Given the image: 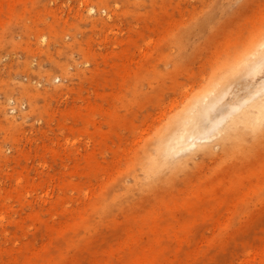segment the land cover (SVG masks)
Segmentation results:
<instances>
[{
	"label": "rangeland",
	"instance_id": "374dc122",
	"mask_svg": "<svg viewBox=\"0 0 264 264\" xmlns=\"http://www.w3.org/2000/svg\"><path fill=\"white\" fill-rule=\"evenodd\" d=\"M262 43L264 0H0V264H264V119L169 148Z\"/></svg>",
	"mask_w": 264,
	"mask_h": 264
},
{
	"label": "bare ground",
	"instance_id": "6f19581e",
	"mask_svg": "<svg viewBox=\"0 0 264 264\" xmlns=\"http://www.w3.org/2000/svg\"><path fill=\"white\" fill-rule=\"evenodd\" d=\"M249 72L253 76L262 74L258 89L249 98L240 99L239 102L232 101L227 105L223 103L226 92L220 88L215 89L217 95L212 99L207 100L208 96H204L201 100L202 108L194 121L188 128L183 126L178 129L177 135L169 142L173 155L187 149L207 148L210 146L211 138L222 132H224V138L238 135V128L242 124L253 129L260 126L264 119V48L262 51H253L251 57L242 64L234 65L231 75H245ZM221 106L226 107L221 108ZM167 163L166 159L160 158L154 169L164 167Z\"/></svg>",
	"mask_w": 264,
	"mask_h": 264
},
{
	"label": "snow or ice",
	"instance_id": "6c2138e0",
	"mask_svg": "<svg viewBox=\"0 0 264 264\" xmlns=\"http://www.w3.org/2000/svg\"><path fill=\"white\" fill-rule=\"evenodd\" d=\"M237 2H239V0H237Z\"/></svg>",
	"mask_w": 264,
	"mask_h": 264
}]
</instances>
